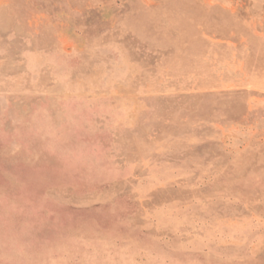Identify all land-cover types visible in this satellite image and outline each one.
Wrapping results in <instances>:
<instances>
[{
	"label": "rangeland",
	"instance_id": "374dc122",
	"mask_svg": "<svg viewBox=\"0 0 264 264\" xmlns=\"http://www.w3.org/2000/svg\"><path fill=\"white\" fill-rule=\"evenodd\" d=\"M0 264H264V0H0Z\"/></svg>",
	"mask_w": 264,
	"mask_h": 264
}]
</instances>
